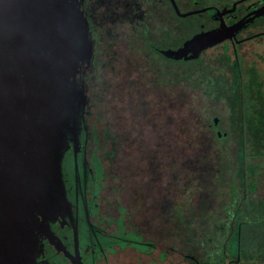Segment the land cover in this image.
Wrapping results in <instances>:
<instances>
[{
	"label": "trees",
	"instance_id": "trees-1",
	"mask_svg": "<svg viewBox=\"0 0 264 264\" xmlns=\"http://www.w3.org/2000/svg\"><path fill=\"white\" fill-rule=\"evenodd\" d=\"M161 8L149 14L172 13ZM196 16L133 19L110 61L93 55L100 154L119 176L140 170L135 223L149 237L177 239L201 264H264V52L251 40L177 60L154 50L201 31Z\"/></svg>",
	"mask_w": 264,
	"mask_h": 264
},
{
	"label": "water",
	"instance_id": "water-1",
	"mask_svg": "<svg viewBox=\"0 0 264 264\" xmlns=\"http://www.w3.org/2000/svg\"><path fill=\"white\" fill-rule=\"evenodd\" d=\"M81 1L0 0V264H32L35 232L70 212L63 164L85 130L77 76L93 57ZM262 14L264 6L231 27L221 21L169 54L197 57Z\"/></svg>",
	"mask_w": 264,
	"mask_h": 264
},
{
	"label": "flooded vegetation",
	"instance_id": "flooded-vegetation-1",
	"mask_svg": "<svg viewBox=\"0 0 264 264\" xmlns=\"http://www.w3.org/2000/svg\"><path fill=\"white\" fill-rule=\"evenodd\" d=\"M173 1L178 14L170 0H82L80 8L88 23L93 55L101 52L104 54V59L110 61L109 56L112 52L121 50L123 42H130L132 30L129 28L133 19L136 18L151 20L168 17L172 19L175 16L177 19H183L186 17H181V14L204 10L193 14L206 17L207 25H202L201 31L196 33L199 34L219 28L221 21L225 26L231 27L241 20H248L251 18V13L264 6V0H227L217 3L205 0L207 4L183 10V3L187 5L188 0ZM191 1V5H194V0ZM166 2H169L172 9L170 14L164 9ZM154 4L162 7V11L165 12L158 16L149 14L148 8ZM255 22L260 24L254 31L248 30V27ZM263 23L264 14L245 23L235 37L210 48L230 45L233 51H236V47L242 42L262 39L264 38ZM177 25L180 26V23L176 21L175 27ZM186 41L177 42L167 48L166 43L163 42L154 50L177 60L169 53L180 51ZM256 47L261 54L264 52V42L257 44ZM93 59L94 56L91 62ZM90 63L83 66L82 72L77 76L86 96L85 130L81 133L78 149L74 154L71 151L68 152L63 164V178L70 212L49 220L46 230L35 232L39 246L36 249L32 247V264H109L110 257L119 256L126 250L142 257H149L158 248L160 254L157 261L161 262L166 259L165 249L168 245L170 254L176 258L188 264H201L194 254L181 250L177 239L166 241L151 238L145 233L144 228L135 223L136 212L142 208L137 197L136 176L139 177V175L135 174L131 178L132 182L129 180L128 184L126 183L129 186L109 188V184H114V179L120 176L113 172L109 161L103 159L100 154L98 137L104 133L105 127L99 132L90 123L93 116L90 114L88 98L94 96L89 81L86 80L91 71ZM119 64V61L113 60L112 67L118 68ZM133 180L136 182L133 183ZM133 184L136 185V190H133ZM127 187L129 191L125 198L124 193ZM157 261L149 264H155ZM136 262H141V258L137 256Z\"/></svg>",
	"mask_w": 264,
	"mask_h": 264
},
{
	"label": "rangeland",
	"instance_id": "rangeland-1",
	"mask_svg": "<svg viewBox=\"0 0 264 264\" xmlns=\"http://www.w3.org/2000/svg\"><path fill=\"white\" fill-rule=\"evenodd\" d=\"M210 2L212 3H217V2H226L227 0H209ZM197 3H199V5L195 6L196 7H199L200 6V1H198ZM191 9V7H185L182 9ZM205 16H201V15H198L196 16L194 19L197 21L199 20V22H202V21H205ZM260 24V22H255L251 25V27H248V30L250 31H254L256 29V27ZM264 24V23H263ZM253 43L255 44H261L262 42H264V38H260V39H254V40H251ZM250 41V42H251ZM91 125H94V127H96V130L97 131H102L103 128L105 127L104 123L102 121H98L95 117H92L91 121H90ZM129 162H132V159L129 158ZM139 171V170H138ZM135 171L134 167H132V165H127V167L125 168V173L123 176H120V177H117L116 179H114V184H109V188H121V186H126V180H130L131 181V178L136 174V175H141L140 174V171ZM112 181V180H111ZM124 181V182H123ZM136 181L133 180V183H135ZM132 187L134 188L133 190H136V185L133 184ZM167 251V254H166V259L161 261V262H158V258H159V254H160V251H159V248L156 249L155 251L152 252V254L149 256V257H142V256H139L138 254L136 253H133L132 251H124L122 252V254H119V256H113L112 258L110 257L109 258V264H149L153 261H157L155 264H188L184 261H182L180 258H176L175 256L171 255L170 254V247L169 245L166 246V249ZM140 257L141 258V262H136V258ZM134 258V260H133Z\"/></svg>",
	"mask_w": 264,
	"mask_h": 264
}]
</instances>
